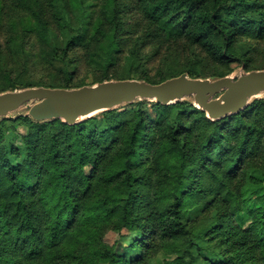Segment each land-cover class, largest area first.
<instances>
[{"label": "trees", "instance_id": "trees-1", "mask_svg": "<svg viewBox=\"0 0 264 264\" xmlns=\"http://www.w3.org/2000/svg\"><path fill=\"white\" fill-rule=\"evenodd\" d=\"M240 68H264V0H0V92ZM156 256L264 264V97L217 120L187 99L0 118V264Z\"/></svg>", "mask_w": 264, "mask_h": 264}, {"label": "water", "instance_id": "water-1", "mask_svg": "<svg viewBox=\"0 0 264 264\" xmlns=\"http://www.w3.org/2000/svg\"><path fill=\"white\" fill-rule=\"evenodd\" d=\"M218 78H194L187 73L159 83L142 79H110L79 87L32 86L0 92V118L21 110L35 121L60 119L72 125L102 111L146 99L167 105L191 98L211 120L243 110L264 92V68L239 69Z\"/></svg>", "mask_w": 264, "mask_h": 264}, {"label": "rangeland", "instance_id": "rangeland-1", "mask_svg": "<svg viewBox=\"0 0 264 264\" xmlns=\"http://www.w3.org/2000/svg\"><path fill=\"white\" fill-rule=\"evenodd\" d=\"M239 71H240L239 69H236V70L234 71V75H238V74H239ZM86 79H87V80H90V79H91V75H90V73H88V75H86ZM260 97H264V92H263L258 98H260ZM187 100H191V98H188ZM149 109H150V105L148 104V109H147V110L149 111ZM23 110H24V109H23ZM23 110H21V111H23ZM150 114H154V113L151 112ZM11 115L13 116V114H11ZM26 131H27V129H26L25 126L19 125V126H17V129H16V131L14 132L15 142H16V144L19 146L22 155L25 154L24 144H23V137H24ZM85 172H87V173L90 172V167H89V166H86V167H85ZM116 237H117V235H116L115 233H113V232L110 231V232H108V233L106 234V236H105V240H106L107 242H110V243H111V242L114 241V239H116ZM161 259H162L161 256H156V257H154V258L149 262V264H158L159 262H161Z\"/></svg>", "mask_w": 264, "mask_h": 264}]
</instances>
